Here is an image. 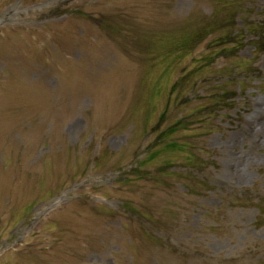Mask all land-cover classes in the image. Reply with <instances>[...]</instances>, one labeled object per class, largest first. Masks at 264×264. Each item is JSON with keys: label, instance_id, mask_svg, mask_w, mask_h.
<instances>
[{"label": "rangeland", "instance_id": "1", "mask_svg": "<svg viewBox=\"0 0 264 264\" xmlns=\"http://www.w3.org/2000/svg\"><path fill=\"white\" fill-rule=\"evenodd\" d=\"M259 25L264 0H0V264H264Z\"/></svg>", "mask_w": 264, "mask_h": 264}, {"label": "trees", "instance_id": "2", "mask_svg": "<svg viewBox=\"0 0 264 264\" xmlns=\"http://www.w3.org/2000/svg\"><path fill=\"white\" fill-rule=\"evenodd\" d=\"M255 31H249L250 33H255L256 34V37H257V40L255 41L256 42V46L260 49L261 47L264 48V25H259L256 28H254ZM236 35H234L233 38H236L235 37ZM228 42H232V47L238 45V42L235 41L233 42L232 40L228 41ZM227 100V98H226Z\"/></svg>", "mask_w": 264, "mask_h": 264}]
</instances>
